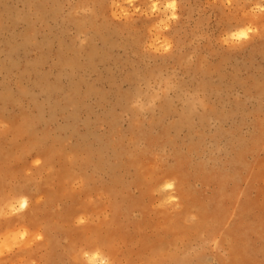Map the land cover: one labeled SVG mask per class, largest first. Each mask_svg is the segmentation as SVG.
<instances>
[{
  "label": "rangeland",
  "instance_id": "obj_1",
  "mask_svg": "<svg viewBox=\"0 0 264 264\" xmlns=\"http://www.w3.org/2000/svg\"><path fill=\"white\" fill-rule=\"evenodd\" d=\"M172 2L0 0V264H264V0Z\"/></svg>",
  "mask_w": 264,
  "mask_h": 264
},
{
  "label": "snow or ice",
  "instance_id": "obj_2",
  "mask_svg": "<svg viewBox=\"0 0 264 264\" xmlns=\"http://www.w3.org/2000/svg\"><path fill=\"white\" fill-rule=\"evenodd\" d=\"M169 8L175 10V8H176L175 0H173V2L169 4ZM172 18L175 19L176 17L173 16ZM247 31L250 32V31H251V28H249ZM240 36L246 38L247 33H246V32H241V33H240ZM169 187H171V185H169ZM24 206H25V205H22V207H24ZM37 239H42V237H37Z\"/></svg>",
  "mask_w": 264,
  "mask_h": 264
},
{
  "label": "bare ground",
  "instance_id": "obj_3",
  "mask_svg": "<svg viewBox=\"0 0 264 264\" xmlns=\"http://www.w3.org/2000/svg\"><path fill=\"white\" fill-rule=\"evenodd\" d=\"M243 32H245V31H243ZM238 35L240 36V33H238ZM240 37H242V36H240ZM243 38H244V37H243ZM22 205H25V206H26V202H23ZM25 206H24V207H25ZM24 207H22V208H24ZM203 226H204V225H203ZM250 228H251V227H250ZM244 229H245V228H244ZM244 231H245V230H244ZM234 232H235V231H232V233H234ZM247 250H248V251H247ZM247 250L245 251L246 255H247V253L250 252V251H251L250 253H253V252H252V249H247ZM253 251H254V250H253ZM263 251H264V250H263ZM257 252H258V251H257ZM259 253H260V252H258L257 254L259 255ZM248 256H250V254H249ZM247 258H249V257H247ZM257 260H258V259H257Z\"/></svg>",
  "mask_w": 264,
  "mask_h": 264
}]
</instances>
